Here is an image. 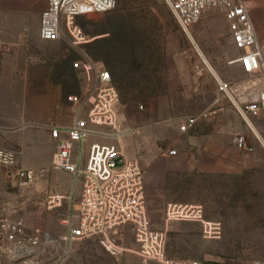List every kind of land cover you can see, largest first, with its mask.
Masks as SVG:
<instances>
[{"label":"rangeland","instance_id":"374dc122","mask_svg":"<svg viewBox=\"0 0 264 264\" xmlns=\"http://www.w3.org/2000/svg\"><path fill=\"white\" fill-rule=\"evenodd\" d=\"M249 12L254 11L249 8ZM222 19L221 13L213 11L187 32L168 0H118L109 12L76 18L75 23L86 39L84 43L75 45L66 31L60 40L47 46L51 57H26L27 68L35 74L53 71L48 80L61 89V102L71 112L69 124L78 115L87 116L91 108L89 97L98 84L95 72L89 77L84 70L74 68L73 62L89 57L94 71L108 69L119 93L121 119L130 130L126 135L144 140V150L155 159H169L161 164L168 168L166 189L161 193L172 204H202L206 217L217 220L215 223L221 228L217 238L208 237L203 225L201 229L186 227L184 232L160 230L165 233L168 255L199 259L203 264H255L264 261V154L256 157L254 152L237 149L231 142V131L226 139L221 136V132L227 135L221 130V123L211 119L215 106L222 101H218L215 76L224 80L246 76L237 64H229L239 52L226 31L228 23ZM204 61L214 74L206 70L203 76L198 75L196 68L204 66ZM32 80L44 81L36 77ZM71 95L83 97L82 103L70 101ZM201 114L204 115L199 126L189 131L180 129L181 119ZM21 121L24 125L29 123L26 119ZM214 129L218 132L216 144L205 142L207 137L202 134ZM190 136L199 137L201 151L219 152L204 155L201 160L221 163L227 155L228 172H190L180 166L182 162L189 166L202 156L192 152L197 146L192 147ZM11 148L19 156L20 145ZM171 150L177 154L171 155ZM137 159L141 160L140 153ZM34 170L35 180L23 183L0 167V220H21L27 239L34 235L40 239L37 245L28 243L32 254L20 260L14 259L13 249L0 250V264H28L35 260L40 264H62L66 260L74 264H101L106 257L111 259L112 255L93 238L69 244L62 241L59 246L67 231L65 218L76 182L71 173L54 169L52 162ZM125 233V245L136 250L133 231L127 229ZM46 236L52 240H46ZM207 239L212 240L211 244L205 243ZM61 246L70 247L68 256ZM99 249L104 252L99 253ZM121 262L159 264L129 256H123Z\"/></svg>","mask_w":264,"mask_h":264},{"label":"built area","instance_id":"2783aa9c","mask_svg":"<svg viewBox=\"0 0 264 264\" xmlns=\"http://www.w3.org/2000/svg\"><path fill=\"white\" fill-rule=\"evenodd\" d=\"M118 0H47L42 12L40 37L45 41H57L67 31L75 45L86 41L82 29L75 23L77 17L102 14L113 10ZM181 27L189 32L213 11L222 14L228 23L231 43L238 56L229 61L237 64L246 75L243 79H221L217 77L216 92L222 100L242 117L264 112V44L259 42L249 8L244 0H168ZM74 68L84 70L89 77L95 72L97 87L89 97L91 108L86 117H75L67 126L51 129L56 140L52 157L54 169L64 170L74 176L75 192L71 195L69 213L65 223L67 231L61 236L66 243L77 239H96L113 256L126 252L138 254L144 262L159 264H203L199 259L175 258L166 252L165 233L151 226L148 213L145 169L138 159H129L122 141L129 128L120 114L119 93L113 85L111 72L96 69L91 58L73 62ZM197 73L213 72L204 61L197 66ZM214 74V72H213ZM69 100L81 104L83 97L71 95ZM79 113L78 110H76ZM201 115H191L180 120V129H192ZM252 129V128H251ZM254 132V130H253ZM92 137L97 140L90 142ZM234 141L239 149L253 151L245 134H237ZM175 154L176 150H171ZM18 151L0 148V167L6 168L10 176L23 183H31L36 171L18 165ZM166 219L198 221L205 234L217 238L221 233L218 223L205 219L201 205L170 204ZM21 220L8 217L0 220V250L13 249L14 259L20 260L32 254L28 247L37 245L40 239L34 235L27 239ZM125 229H131L138 244L136 250L125 245ZM39 230H37V233ZM50 236L46 240L50 241ZM52 240V239H51ZM65 256L70 247H60ZM27 263V262H25ZM28 264H40L31 261ZM255 264H264L258 261Z\"/></svg>","mask_w":264,"mask_h":264},{"label":"crops","instance_id":"0c3cea01","mask_svg":"<svg viewBox=\"0 0 264 264\" xmlns=\"http://www.w3.org/2000/svg\"><path fill=\"white\" fill-rule=\"evenodd\" d=\"M244 2L251 11H254L250 15L259 42L264 44V0H244ZM46 7L47 0H0V148H11L12 145L19 144L18 165L31 169H40L51 164L56 149V140L52 137L51 129L56 126H67L71 120L70 110L61 102V89L58 86L54 87L52 80H48L51 79L53 71H50V74H35L27 68L29 62L26 57H34L35 60L39 57H51V53H48L46 48L54 41L41 39L39 33L42 12ZM222 20L227 22L224 17ZM33 77L43 78L44 81H33ZM229 107L224 101L219 102L214 109L215 116L211 117V119L216 118L217 122L221 123V130L227 133L226 135L221 132V136L228 139V133L231 131L234 135L231 142L239 149L234 138L237 134H245L248 141L254 145V150L248 152H254L256 157H261L264 154V112L242 117ZM22 119H26L28 125L22 124ZM200 120L201 117L194 127L200 125ZM217 133L214 129L202 134V137H207L205 142L215 143L217 141L214 138ZM190 138L192 147L197 146L192 152L202 156L197 157L198 160L193 161L189 166L183 162L180 166L190 172H228L227 155L224 156L226 160L221 163L203 161L200 158L204 155H216V152L219 153L218 150L201 151L198 146L199 137L190 136ZM95 140L97 138L92 137L90 142ZM122 144L129 159H137L138 154L141 155V160H138L145 169L146 199L151 226L163 231L176 229L184 232L186 227L191 226H200L201 229L202 224L198 221L166 219L165 209L172 202L167 199L166 194H162L166 189L165 177L168 168H162L161 164L168 162V157L155 159L152 153L144 150V140L133 136L126 135ZM28 154L32 155V158H27ZM193 205L203 207L198 203ZM203 212L206 220L217 222L206 217L204 207ZM211 241L207 239L205 243L211 244ZM102 252L104 251L99 249V253ZM123 256L140 258L129 251L122 256L112 255L111 259L106 257L101 264H123L121 262ZM107 260L111 262L108 263ZM62 264H74V262L66 260Z\"/></svg>","mask_w":264,"mask_h":264},{"label":"trees","instance_id":"16d2710c","mask_svg":"<svg viewBox=\"0 0 264 264\" xmlns=\"http://www.w3.org/2000/svg\"><path fill=\"white\" fill-rule=\"evenodd\" d=\"M105 40H108V39H105ZM94 46H95V42L94 43H92Z\"/></svg>","mask_w":264,"mask_h":264}]
</instances>
